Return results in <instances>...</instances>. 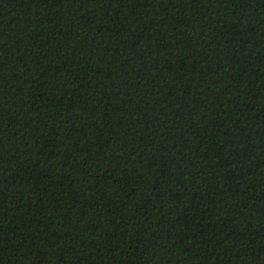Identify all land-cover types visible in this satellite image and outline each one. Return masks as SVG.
Listing matches in <instances>:
<instances>
[{
	"label": "trees",
	"instance_id": "trees-1",
	"mask_svg": "<svg viewBox=\"0 0 264 264\" xmlns=\"http://www.w3.org/2000/svg\"><path fill=\"white\" fill-rule=\"evenodd\" d=\"M0 264H264V0H0Z\"/></svg>",
	"mask_w": 264,
	"mask_h": 264
}]
</instances>
